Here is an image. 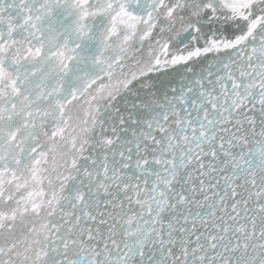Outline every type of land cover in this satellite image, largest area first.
Listing matches in <instances>:
<instances>
[{
	"label": "snow or ice",
	"instance_id": "obj_1",
	"mask_svg": "<svg viewBox=\"0 0 264 264\" xmlns=\"http://www.w3.org/2000/svg\"><path fill=\"white\" fill-rule=\"evenodd\" d=\"M0 264H264V0H0Z\"/></svg>",
	"mask_w": 264,
	"mask_h": 264
}]
</instances>
